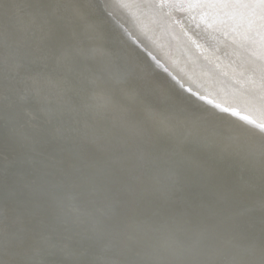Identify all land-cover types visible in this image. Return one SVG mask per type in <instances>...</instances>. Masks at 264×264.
Segmentation results:
<instances>
[{"label": "bare ground", "instance_id": "obj_1", "mask_svg": "<svg viewBox=\"0 0 264 264\" xmlns=\"http://www.w3.org/2000/svg\"><path fill=\"white\" fill-rule=\"evenodd\" d=\"M11 1L0 0V264H264V0H55L66 31L54 36L86 59L79 77L142 107L165 150L74 137L45 116L48 75Z\"/></svg>", "mask_w": 264, "mask_h": 264}, {"label": "rangeland", "instance_id": "obj_2", "mask_svg": "<svg viewBox=\"0 0 264 264\" xmlns=\"http://www.w3.org/2000/svg\"><path fill=\"white\" fill-rule=\"evenodd\" d=\"M12 1L18 10H23L19 12L21 14L20 16L30 21V31L33 36L30 38L26 37L25 40L26 44L31 45L30 47L32 48V52L29 56H34L35 59L33 64L36 69L39 70L40 73L44 72L45 74L46 72L48 75V80H40L44 90L46 87L48 88L46 92L50 96L48 100L50 101L51 107L46 109V111L43 110L45 116H52L54 113L55 116L53 117L58 121H56L57 123L55 125L74 137H82L89 140L96 139V141L104 145L112 146V141H108V139L113 138L111 136L114 133H118L122 136L124 135L123 137L134 138L138 141L143 140L150 147L152 146L158 150L164 149L163 147L167 138L164 140V137L158 134L153 127L143 122L145 112L142 107H137L135 104L128 106L127 104L125 105L124 102H118V98L113 97V95L107 91V86L104 85V82L102 83L97 74L90 77H79L81 75V69L84 68V63H86V59H84L83 56L77 55L76 52H73L71 55L69 52H66V49H62L65 39H59L58 37H60V34L65 33L66 27L61 19V13L55 6V0ZM68 1L75 9L78 8L80 11L82 10L80 4L76 0ZM58 33L59 36L56 39L54 35L57 36ZM1 56H3V54L0 55V57ZM27 56L26 54L25 57ZM65 63H70V65ZM59 68H61L60 70L62 71L61 80L57 75V69ZM3 71H5V78H7V76L13 77L10 70L5 69ZM55 74L56 78H54ZM51 78L53 80H50ZM55 79H57L58 83ZM13 80L9 81L14 82ZM40 99L44 100L45 98L41 97L39 100ZM128 108L130 110H128ZM100 109L109 111L110 113L98 116ZM60 113L67 114V116H71L72 118L66 117L65 115H62L64 116L62 117ZM116 119L119 121L118 124L112 122ZM167 142L171 146L166 149L175 153L173 150V141L170 139ZM180 159L184 164V167H182L185 168L188 173L194 174L195 171L202 172V174L206 173L204 166L199 163L195 165L192 160H186L182 156Z\"/></svg>", "mask_w": 264, "mask_h": 264}]
</instances>
